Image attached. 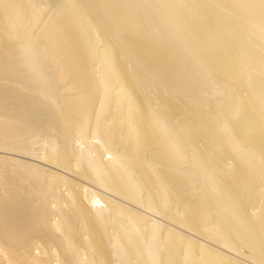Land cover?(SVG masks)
I'll return each mask as SVG.
<instances>
[{
	"label": "bare ground",
	"instance_id": "6f19581e",
	"mask_svg": "<svg viewBox=\"0 0 264 264\" xmlns=\"http://www.w3.org/2000/svg\"><path fill=\"white\" fill-rule=\"evenodd\" d=\"M0 264H264V0H0Z\"/></svg>",
	"mask_w": 264,
	"mask_h": 264
}]
</instances>
